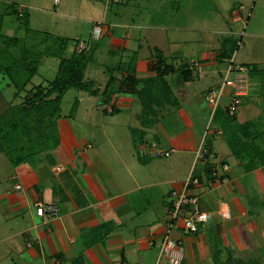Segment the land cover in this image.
Listing matches in <instances>:
<instances>
[{"label": "crops", "instance_id": "0c3cea01", "mask_svg": "<svg viewBox=\"0 0 264 264\" xmlns=\"http://www.w3.org/2000/svg\"><path fill=\"white\" fill-rule=\"evenodd\" d=\"M87 1L93 4L81 6L78 13L59 11L57 14L80 20L82 26L79 27L89 30V36L93 22L105 20L107 23L100 39L75 37L87 46L94 41L91 46L94 58L87 70H94L101 90L108 82L111 68L121 63L134 65L138 78L153 74L151 66L155 47L174 64L178 65L181 59L197 61L196 73H200L199 78L201 75L206 78L208 69L219 64L218 53L222 47L220 38H214L215 44L212 36H223V41L225 36L236 39L242 27L236 29L234 25L244 21L246 11L249 20L246 24H251V29L241 34L243 48L248 51L250 36L264 38V18L256 15L253 19L255 7L250 8L252 0H211L215 13L210 16L207 26L199 29L206 33L202 39L194 36L191 0H123L111 5ZM60 2L64 0H54L55 6ZM249 9L253 10L251 14ZM24 35L25 32L18 37ZM55 37L68 38L63 34ZM76 42L67 43L66 56L73 54ZM197 43L200 44L195 48ZM256 51L262 56L260 59H264V40L261 47L257 45ZM254 56L255 53L253 59L238 61L236 53L235 62L241 66L256 64L262 68L264 61ZM54 58L53 67L58 66L59 61ZM87 70L86 78L95 82ZM120 73L126 74L120 71V78L123 75ZM218 73L219 70L214 85L220 82ZM261 74L264 82V72ZM254 76H250L252 90L245 97H262L245 108L241 106L235 121L241 124L250 122L244 138L249 141L259 135V145L264 149V87ZM3 85L12 86L0 74V116L18 97L13 93L11 97L5 95ZM173 86L175 90L177 87ZM208 88L199 90L203 91L199 96L189 90V96L181 106L164 116H156V120L150 115L144 118L140 100L134 94L120 93L109 98L107 94L102 95V91L93 95L82 90H69L62 105L72 90L75 92L69 106L76 98L79 103L75 114L60 117L58 145L46 151L38 165H16L8 178L12 180L9 184L0 178V264H157L159 251L150 242L162 237L170 207V192L182 187L203 136L202 127H197L196 123L188 124L187 132L176 136L172 124H166V120L177 112L181 116L189 115L185 106L193 107L201 104L202 99L205 101L204 92ZM195 97L197 101H194ZM259 103L263 106L259 107ZM112 107L116 110L111 113ZM83 110L86 114L75 118ZM108 116L118 117V120L112 124ZM85 118L90 129L78 124ZM121 120L125 123L121 124ZM203 126L205 128L206 124ZM131 129L138 132L137 136ZM229 133L224 131L223 135L215 136L216 141L210 144L218 158L231 165L229 181L213 187H191L189 193L197 195L202 209L213 212L222 202H228L232 217L223 219L215 215L195 234H182L181 227H178L174 236L183 240V264H220L228 256L244 261L257 259L259 264H264V251L261 254L264 250V211L255 207L259 200L257 195L261 191L264 193V155L260 160L256 150L245 158H236ZM146 140L155 141L164 148L178 149L181 152L177 156L179 160L141 157L140 147ZM249 163L253 164L251 168H247ZM58 164L64 169L55 173L53 167ZM198 168L203 174L205 168L199 164L196 170ZM17 183L21 184L20 189L15 188ZM38 203L55 204L59 211L54 216H40L37 214ZM159 264L167 262L163 259Z\"/></svg>", "mask_w": 264, "mask_h": 264}, {"label": "trees", "instance_id": "16d2710c", "mask_svg": "<svg viewBox=\"0 0 264 264\" xmlns=\"http://www.w3.org/2000/svg\"><path fill=\"white\" fill-rule=\"evenodd\" d=\"M95 1L107 2L106 0ZM122 1L123 0L120 2ZM120 2L111 0L107 3L111 5ZM11 7L9 6L5 13L17 12L19 18L25 17V12L22 8L17 10L13 8V5H11ZM20 11L22 15H20ZM3 19V14H1L0 74L4 80L8 78V85L19 87V85L22 84L24 87L32 77L38 73L42 58L45 57L46 54L50 57H57L59 60L56 76L52 80H49L46 85L39 84L28 90L22 102L16 105L9 104L0 116V153L5 154L14 166L20 163L35 166L42 163L46 151L56 147L59 143L60 132L58 121L62 116L61 105L65 94L71 89L86 91L93 95H97L101 91L98 86H95L94 80L86 78L87 67L94 58V51L91 50L94 41L89 46L85 43L86 47L82 51H78L76 47L72 55L66 56L65 48L69 42L68 38L60 39L50 32H44L45 36L43 39L39 36H30V32L32 31H36L37 33L40 32L38 30H32L29 25L26 26L24 37L6 35L2 32L4 24ZM93 25L94 22L92 27ZM90 36L92 40L100 39V37H93L92 30ZM53 37H55L56 40L55 45L50 44V40H52ZM220 40L222 47L218 53V61L223 65V61L226 60L227 65H225L224 69L223 67L220 69L221 79L218 85L209 87L207 91L220 86L225 69L230 63L229 59L233 58V56V65H237L235 62L237 53L236 47L241 41L239 42V39H234L232 37H226L223 41V36ZM76 41L78 40H75V42ZM79 42L81 41L76 42L77 45ZM44 43L45 49L43 47ZM225 45L227 47H225ZM153 56L154 62L151 66V71L154 73L146 78H138L136 76L134 65L127 66L121 63L120 66L111 68L110 77L101 94H107L109 98L120 93L134 94L140 100L142 111H147V114L154 116L155 120L158 115H166V110L169 111L173 108H178L180 102L175 95L174 86L170 80L174 79L176 76L180 77V81L184 83L193 80L198 76H196L194 68L198 66V62H190L181 59L178 65L174 64L170 58L157 47L153 50ZM243 66H247L246 73L249 79L250 76L253 77L257 73L264 72V66H262V68H259L256 64ZM120 71L126 72L125 75L120 73L123 74L121 78L118 76ZM117 83L118 85L115 86ZM21 89L14 92V97L21 94ZM227 96L223 98V104L217 106L215 109L210 121L211 124L215 125V127L221 125L224 129L222 130L223 133L224 131L227 133L230 132L229 134H231L232 140L230 146L236 158H245L248 154L252 155L258 150L260 154L259 158L262 160L264 149L259 145L260 136H254L249 139V141L244 138V135L248 134L247 129H250L249 126L251 123H237L235 120L239 111L233 116L228 115L225 108L230 100V96ZM104 101L107 100L104 99ZM78 103L79 100L76 98L71 106V115L75 114ZM163 108L165 111H163ZM115 110L116 109L112 107L111 113L115 112ZM131 130L132 134L137 136L138 132L134 129ZM211 135L212 137L210 138L208 137L209 134H206L205 137L206 145L209 147H211V141L216 136L213 132ZM210 165L211 164L203 165L205 168L207 166L206 174L209 177H211ZM252 166L253 164L249 163L247 168H251ZM194 173L200 176V168L197 170L195 169ZM201 227L202 226L199 227L197 232L200 231ZM220 264H259V261L257 259L244 261L234 256H228L223 258Z\"/></svg>", "mask_w": 264, "mask_h": 264}, {"label": "rangeland", "instance_id": "374dc122", "mask_svg": "<svg viewBox=\"0 0 264 264\" xmlns=\"http://www.w3.org/2000/svg\"><path fill=\"white\" fill-rule=\"evenodd\" d=\"M63 1V0H62ZM95 0H92L91 2H93ZM176 0H170V2H175ZM89 1L87 0H64V2H60L59 5L54 4V0H0V15L3 14V20H4V24H3V30L5 31V33H9L11 35L14 36H20L22 34H24V32L26 31V26H30L33 30H38L40 33H37L36 31H32L30 32V36H39L40 38H44L45 34L44 32H50L57 35H64L68 37L69 40V44L74 43L75 40L77 38H75L76 36H82L85 37V39L90 38L89 36V30H84L83 27H79L82 26L80 20H77V18H68L65 16H62L60 14H57L59 11H69L70 13H78L80 11L81 6L86 5ZM88 4H93V3H88ZM11 5H13V8L15 9H20L22 8L23 11L25 12V17L19 18L17 15V12L15 13H5V11L8 9V7ZM190 7H191V13L192 15L195 17V21H194V36H196L198 39H202L204 34H206L203 31H199V29H201L203 26H207L206 23L211 19L210 16H214V11H213V3L211 0H191V2L189 3ZM255 7V9L253 8V10L255 11L254 13V18L256 19V15H258L260 18L263 17L264 18V0H252L251 4H250V8ZM12 8V7H11ZM10 8V9H11ZM252 9H249L248 12H250V14L253 12ZM247 11L245 12L244 15V21L243 22H239L237 24L234 25V28H241V33L236 36L237 39H239V42L241 41V43H238V46L236 47V52L238 53V61L241 60H245V59H253V53H255L256 56L255 59H259L261 61H264V59H260L262 56H259V53L256 51L257 49V45L258 47H261L264 38H259L257 36L253 37H248V46L249 49L248 51L243 48L242 46V36L241 34L248 32L251 29V24L247 25L246 21L248 22V16L246 15ZM262 19V18H261ZM264 21V19H262ZM262 21V22H263ZM264 24V22H263ZM257 25V24H255ZM252 25V26H255ZM37 33V34H36ZM36 34V35H35ZM222 36H212L213 38V43L216 44V40H214V38H221ZM225 37H229V36H225ZM244 39H246V37L244 36ZM247 41V40H246ZM201 42V41H199ZM50 44L51 45H55L56 44V40L55 37H53L52 40H50ZM200 43H197L195 48H198ZM201 46V45H200ZM202 46H206V45H202ZM44 49H45V43H44ZM47 56H45V58L43 59V63L41 66H39V71L38 73L32 77V79L23 87L22 84L19 85V87L12 85L9 88L6 85L2 86L3 92L5 89V95L10 96L15 91H18L21 89V94L16 98V102L15 100L13 102H11L10 104L12 105H16L18 104L20 101H23L24 96L26 95L27 91L32 89L34 87V85H38L39 83H44L46 84L47 81L52 80L57 73V69L55 66H52L51 63L54 62V60H56V58L54 57H50L48 54H46ZM194 59L197 60V58L195 57ZM258 61V60H257ZM255 61V62H257ZM250 63H248L247 65H249ZM49 65V66H48ZM96 65V64H95ZM223 65H227L223 64ZM222 63L219 62V64L216 67H211V69L209 68L206 74V78H204L203 75H201L200 77V73H196V78H194L193 80H189L192 81V83L190 85H185L184 82L180 81V77H174V79L170 80V82L175 85L177 88H175L174 92L175 95L178 99V101L180 102V106H181V102L186 101V99L188 98L189 94L188 91L190 90L191 92L196 93L199 96V93L203 92L200 91L201 89H204L205 87H210L213 86L215 84V82L217 83V79H215V77L217 76V71L219 70L220 74V69L223 67ZM50 67V68H49ZM54 69V70H53ZM198 68H196L195 72H197ZM201 70V68H200ZM94 70H92L91 68H88L87 70V74L89 77L95 78V86H100V84H97L96 82L99 83V79L97 76L94 75ZM210 74H211V78H210ZM221 75V74H220ZM262 74H258L254 76V79H256L259 83L261 87H264V82L262 80ZM245 78V77H244ZM215 79V80H214ZM6 80H8V78H6ZM187 82V81H186ZM185 82V83H186ZM263 84V85H262ZM252 84H250V79L248 77V88H247V95L250 94L251 90H252ZM193 88V89H192ZM104 89V88H103ZM103 89L101 91H103ZM207 91V90H206ZM206 91L204 92V99H205V95H206ZM74 92L75 90H72L71 93H69L67 95V97L64 99L63 105H62V115H70V110H71V106H69V103L71 102V99H73L72 97H74ZM230 92L228 93L229 97ZM260 94V92H259ZM137 97V96H136ZM258 95H250L249 97H243L242 98V107L244 106L247 107L248 105H251L253 103L256 102V98H258ZM261 95H260V99H261ZM12 100V99H10ZM200 100V98L198 99ZM194 101L196 100V97L194 99ZM201 104H198L196 106L191 107L190 105H186L185 107H187V109L189 110V115H187L188 113H185L184 116H181L178 112L176 113V115L174 117H170L168 120H166V124L171 123L172 124V130L173 133L178 136L181 132H183V134H185V132H187L188 130V124L193 123L197 125V127H202L200 128L203 131V135L206 133L207 131V125L211 122L210 121V115L212 112L211 109L209 108L208 103H206V99L205 101L202 99L201 100ZM88 103V102H85ZM264 103V102H263ZM263 103H259V107L263 106ZM87 105V104H85ZM9 106V105H8ZM240 107V109L242 108ZM164 109V108H163ZM5 111V110H4ZM165 111V109L163 110ZM167 113L170 112L171 110H166ZM142 115L144 116V118L146 117L147 111H141ZM86 114L85 110L79 112L78 115H75V118L79 119L80 117L82 118L84 115ZM151 116V115H150ZM194 117V119L192 118ZM108 121L114 122L116 120H118V117H111L108 116ZM190 119V120H189ZM161 120V119H160ZM86 118L84 120V122H78V124H82V127L84 126L86 129H90L91 125H88L87 123H85ZM59 122V121H58ZM118 122V121H117ZM77 123V122H75ZM121 124H124L125 122H123V120H121L120 122ZM206 124L205 128H204V124ZM113 124V123H112ZM115 124V123H114ZM202 125V126H201ZM167 128H169L168 126H166ZM215 127V125L211 124L210 129L213 130ZM193 132L195 133V131L193 130ZM131 137L132 134H131ZM209 138L212 137L211 133H209ZM217 138H214L212 141L215 142ZM181 153V152H180ZM179 150L176 149L175 152L172 153V155L170 156H163V157H159L160 159H164L169 157L173 158V160H179L180 157H177L180 155ZM159 158H154V159H159ZM168 159V158H167ZM16 166H14L10 160L8 159V157L5 154H0V178L5 179L6 184H9L10 181L12 180H8V178L11 177V175L13 174V172L15 171ZM258 189V188H257ZM264 190V189H263ZM257 200L258 204L255 205V207H261L262 211H264V193L261 191L258 195H257ZM254 204V202H253ZM264 250H261V254Z\"/></svg>", "mask_w": 264, "mask_h": 264}, {"label": "built area", "instance_id": "2783aa9c", "mask_svg": "<svg viewBox=\"0 0 264 264\" xmlns=\"http://www.w3.org/2000/svg\"><path fill=\"white\" fill-rule=\"evenodd\" d=\"M107 2L111 0H106ZM114 2H120L121 0H113ZM20 15L22 12L20 11ZM107 24L105 20H98L94 22L92 27V35L94 38L101 37L104 25ZM85 42L81 41L77 45L78 51L85 49ZM230 63L225 69L223 80L220 86L209 89L206 92L205 99L211 108L212 118L217 106L223 104V98L230 92V100L226 105L228 115H235L242 105V97L247 94L248 88V75L247 66L233 65V58L229 59ZM245 77V78H244ZM210 118V121H211ZM209 121V122H210ZM211 124L207 125V131L202 136V140L195 150L194 163L190 173L185 179L180 189H173L170 192L171 201L170 207L167 211V219L165 221L164 233L160 240H153L150 242L158 248L159 255L157 264L163 259L167 264H183L184 258V246L183 240L174 236V231L181 227L182 234H194L199 230L200 226L210 223L215 215H219L223 219H230L232 217L231 207L228 202H222L219 209L216 212L202 209L197 195L189 193L191 187H200L206 185L207 187H213L216 184H223L229 181L228 172L231 169V165L227 162L221 161L215 153V151L206 145V134L214 133L216 136H221L223 131L221 128L214 127L210 129ZM175 151V148H164L155 141H145L140 148L141 156L145 158H159L163 156H170ZM204 164L210 165V175L206 174V168L203 174L196 175V166ZM63 166L58 164L53 167L55 173H60L63 170ZM15 188L20 189L21 184H15ZM59 209L55 204L44 205L43 203L37 204V214L44 215H57Z\"/></svg>", "mask_w": 264, "mask_h": 264}]
</instances>
